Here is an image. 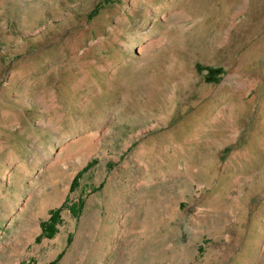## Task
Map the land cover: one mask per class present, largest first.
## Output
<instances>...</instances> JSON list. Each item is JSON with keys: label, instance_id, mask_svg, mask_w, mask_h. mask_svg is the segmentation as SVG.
Returning <instances> with one entry per match:
<instances>
[{"label": "rangeland", "instance_id": "1", "mask_svg": "<svg viewBox=\"0 0 264 264\" xmlns=\"http://www.w3.org/2000/svg\"><path fill=\"white\" fill-rule=\"evenodd\" d=\"M0 264H264V0H0Z\"/></svg>", "mask_w": 264, "mask_h": 264}, {"label": "trees", "instance_id": "2", "mask_svg": "<svg viewBox=\"0 0 264 264\" xmlns=\"http://www.w3.org/2000/svg\"><path fill=\"white\" fill-rule=\"evenodd\" d=\"M94 162H90L84 169H82L78 174L74 177L70 189L75 190L79 185V179L82 176V174L88 170ZM67 202V199L65 203ZM65 203H63L60 207L56 209L51 210V216L48 221H45L42 223L43 232L41 235H39V238L48 236L53 237L57 233V225L61 222V210L64 207ZM83 203L82 199H79V201L76 203L71 204V210L76 212L79 207H81Z\"/></svg>", "mask_w": 264, "mask_h": 264}]
</instances>
